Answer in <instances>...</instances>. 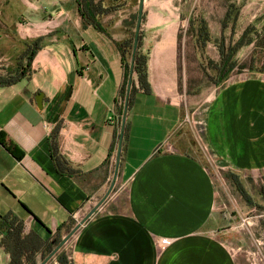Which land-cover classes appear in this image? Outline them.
<instances>
[{
    "label": "crops",
    "instance_id": "obj_1",
    "mask_svg": "<svg viewBox=\"0 0 264 264\" xmlns=\"http://www.w3.org/2000/svg\"><path fill=\"white\" fill-rule=\"evenodd\" d=\"M138 1L121 0L100 19L102 33L83 24L75 0H0V37H17L0 59V76L29 65L24 78L0 88V242L4 224L21 222L34 264L113 178L127 83L116 42L128 38L123 22ZM198 1L144 0L140 50L148 91L133 75L114 191L59 251L68 264H237L219 228L212 176L192 154L187 133L227 169L264 171V74L233 80L231 72L202 111L197 96L188 101L180 27L189 23L194 52L212 41L205 15L193 13ZM226 1L222 33L251 11L264 19V0ZM37 39L41 48L29 62ZM235 43L214 44L221 51ZM9 261L0 244V264Z\"/></svg>",
    "mask_w": 264,
    "mask_h": 264
},
{
    "label": "rangeland",
    "instance_id": "obj_2",
    "mask_svg": "<svg viewBox=\"0 0 264 264\" xmlns=\"http://www.w3.org/2000/svg\"><path fill=\"white\" fill-rule=\"evenodd\" d=\"M188 6L191 7V4L182 6V14L186 13ZM226 6V0H199L195 4L194 15H205L212 31L211 44L203 53L194 52L192 48L193 38L189 23L184 22L180 27V56L186 62L184 90L188 101L189 99L194 101V95L202 101L197 106L200 107V111L207 105V100L211 98L210 95L216 86L212 80L216 76L215 72L210 65H207V61L219 63L221 59V52L214 43L225 46L235 43L241 30L248 24L254 26L250 35L253 43L243 47L234 56L237 67L230 77L236 80L253 76L252 73L264 74V19L259 16L252 17L254 14L251 11L239 19L235 30L227 29L222 33L221 16ZM16 38L0 37V59ZM142 54L146 53L142 52ZM200 61H202V67L199 64ZM2 65H6V61L0 60V66ZM193 109L194 106H188V113H191ZM191 136H193L192 154L208 169L214 182L216 216L222 219L219 228L225 233L223 236L225 245L234 255L237 264H264V171L236 173L227 169L213 162L195 133H187L189 139ZM233 176H236L240 182L241 189L246 194L245 199L235 185Z\"/></svg>",
    "mask_w": 264,
    "mask_h": 264
},
{
    "label": "trees",
    "instance_id": "obj_3",
    "mask_svg": "<svg viewBox=\"0 0 264 264\" xmlns=\"http://www.w3.org/2000/svg\"><path fill=\"white\" fill-rule=\"evenodd\" d=\"M76 5L78 7V12L80 17L83 21L84 25L92 26L96 30L106 33V30L100 24V19L105 16L106 14L114 11L116 8L120 7L121 0H75ZM136 17L137 13L134 14L130 21H124L123 24L128 29V38L123 40L122 42H116L118 50L121 54V61L124 65L126 71V81L129 75V68H130V61H131V52L133 47V39H134V31L136 25ZM251 32L250 30L245 31V33L241 36V38L228 50H221V59L220 62L212 65V71L215 72L216 82L214 83L216 86L221 84L226 78L233 72V70L237 67L236 61H234V56L237 52L246 45H249L252 42L250 37ZM42 40L37 39L35 40L30 47H28L26 56L29 62L32 61V58L37 50H39L40 44ZM141 42L142 36L141 33L139 34L138 38V46L137 52L134 57V66H133V75L140 86V89L144 92L148 91V84H147V55L142 54L141 52ZM203 42H209L208 37H203ZM229 53V54H228ZM20 68V71H15L14 74H7L6 76H0V88L8 87L22 78L26 76V68ZM127 86V83H126ZM126 86L124 89V93H126ZM134 90V86L132 83L129 99H128V107L130 104V96ZM14 151V149H13ZM233 180L235 185L238 186L240 189V194L243 198H246V194L241 189V184L237 180L236 176H233ZM5 221V220H4ZM76 225V224H75ZM74 225V226H75ZM5 235L1 240L0 244L9 254H10V261L9 264H34V262L29 261V251L34 249V244L29 242L28 240L21 239L22 234V223L17 221H12L9 225L4 224L3 226ZM61 240H56L49 246V248L43 253V258L45 259L53 249L59 244ZM12 250L10 249V246ZM59 253V252H58ZM58 253L54 256L58 264H68V260Z\"/></svg>",
    "mask_w": 264,
    "mask_h": 264
},
{
    "label": "water",
    "instance_id": "obj_4",
    "mask_svg": "<svg viewBox=\"0 0 264 264\" xmlns=\"http://www.w3.org/2000/svg\"><path fill=\"white\" fill-rule=\"evenodd\" d=\"M143 10H144V0H139L137 17H136V25H135V30H134L133 47H132V52H131L132 56H131V61H130L127 86H126V99H125L124 112H123V117H122L121 132H120V136L118 140L114 174H113L111 183L109 185V188L107 192L105 193V195L96 203V205L84 217L80 219V221L67 233V235L59 242V244L53 249V251L45 259H43V261L40 264H48L54 258V256L76 235V233L81 229V227L94 216V214L99 210V208L104 204V202L110 197V195L114 191L116 180H117L118 169H119V163H120L123 132L125 128L126 113L128 109V99H129L131 86L133 83L134 57L137 52L138 38L140 34V29H141Z\"/></svg>",
    "mask_w": 264,
    "mask_h": 264
},
{
    "label": "built area",
    "instance_id": "obj_5",
    "mask_svg": "<svg viewBox=\"0 0 264 264\" xmlns=\"http://www.w3.org/2000/svg\"><path fill=\"white\" fill-rule=\"evenodd\" d=\"M160 243H161V245H164L166 243V240L163 239L160 241Z\"/></svg>",
    "mask_w": 264,
    "mask_h": 264
}]
</instances>
